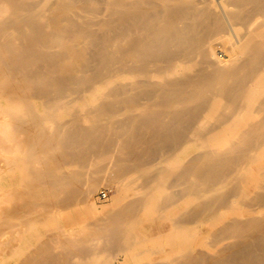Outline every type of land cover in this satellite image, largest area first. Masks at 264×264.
<instances>
[{
  "label": "bare ground",
  "instance_id": "6f19581e",
  "mask_svg": "<svg viewBox=\"0 0 264 264\" xmlns=\"http://www.w3.org/2000/svg\"><path fill=\"white\" fill-rule=\"evenodd\" d=\"M0 264H264V0H0Z\"/></svg>",
  "mask_w": 264,
  "mask_h": 264
},
{
  "label": "rangeland",
  "instance_id": "374dc122",
  "mask_svg": "<svg viewBox=\"0 0 264 264\" xmlns=\"http://www.w3.org/2000/svg\"><path fill=\"white\" fill-rule=\"evenodd\" d=\"M216 53L221 58H225V54L221 48H217ZM102 184H103L102 186L99 185L98 188H96L94 193L90 196L91 198H89L90 199L89 201L91 202V204L98 209L102 208L103 206L109 205L112 201V197L115 192L113 187L109 185L106 186V183H102ZM103 186H106V187H103ZM101 193H105V197H103Z\"/></svg>",
  "mask_w": 264,
  "mask_h": 264
},
{
  "label": "built area",
  "instance_id": "2783aa9c",
  "mask_svg": "<svg viewBox=\"0 0 264 264\" xmlns=\"http://www.w3.org/2000/svg\"><path fill=\"white\" fill-rule=\"evenodd\" d=\"M101 195H102L103 197H105V193H101Z\"/></svg>",
  "mask_w": 264,
  "mask_h": 264
}]
</instances>
